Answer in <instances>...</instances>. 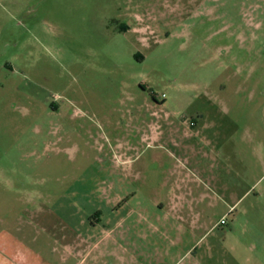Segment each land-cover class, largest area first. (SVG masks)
<instances>
[{"label":"rangeland","instance_id":"374dc122","mask_svg":"<svg viewBox=\"0 0 264 264\" xmlns=\"http://www.w3.org/2000/svg\"><path fill=\"white\" fill-rule=\"evenodd\" d=\"M199 119L223 126L214 171L244 158L248 189L264 169V0H0V230L27 244L33 222L149 197L176 162L147 146L151 125ZM228 224L213 264H264V231L222 240Z\"/></svg>","mask_w":264,"mask_h":264},{"label":"crops","instance_id":"0c3cea01","mask_svg":"<svg viewBox=\"0 0 264 264\" xmlns=\"http://www.w3.org/2000/svg\"><path fill=\"white\" fill-rule=\"evenodd\" d=\"M164 125L152 124L151 132L143 138L147 146L157 143L173 151L176 162L164 185L150 188L149 197L140 195V199L139 191L132 190L128 199L117 197L107 202L105 206L114 216L33 222L27 244L24 237L2 229L0 264H213L211 238L219 224H228H221L226 216L229 226L221 229L222 240L229 235L261 237L264 169L246 189L244 158H235L241 162V172L230 166L214 171L222 159L216 155L224 140L222 124L200 119L181 121L169 124L167 132L162 131ZM223 174L235 175L237 183L223 181ZM215 208H220L221 216L214 224L210 210ZM250 214L254 219H247ZM253 254L245 258L235 251L228 254V264H256L259 253Z\"/></svg>","mask_w":264,"mask_h":264},{"label":"built area","instance_id":"2783aa9c","mask_svg":"<svg viewBox=\"0 0 264 264\" xmlns=\"http://www.w3.org/2000/svg\"><path fill=\"white\" fill-rule=\"evenodd\" d=\"M162 97L164 98V95H163ZM191 125L193 126V125H194V123H193V122H191ZM221 224H225V220H224V219L221 221Z\"/></svg>","mask_w":264,"mask_h":264}]
</instances>
